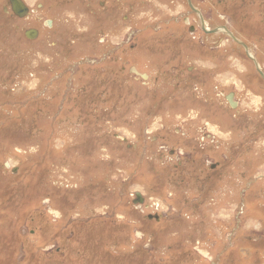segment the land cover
Wrapping results in <instances>:
<instances>
[{"label": "rangeland", "instance_id": "obj_1", "mask_svg": "<svg viewBox=\"0 0 264 264\" xmlns=\"http://www.w3.org/2000/svg\"><path fill=\"white\" fill-rule=\"evenodd\" d=\"M23 1L0 0V264H264L244 49L183 0ZM195 6L264 74V0Z\"/></svg>", "mask_w": 264, "mask_h": 264}, {"label": "flooded vegetation", "instance_id": "obj_2", "mask_svg": "<svg viewBox=\"0 0 264 264\" xmlns=\"http://www.w3.org/2000/svg\"><path fill=\"white\" fill-rule=\"evenodd\" d=\"M20 1H22V3L25 5V3H24L23 0H20ZM83 1L86 3V7H87V8L90 6V4H92V3H93V4H94V3H97L98 6L103 7L104 9H106V0H83ZM116 1H118V0H114V3H115ZM122 1L125 2L124 0H122ZM183 2H184V4H185V6L187 7L188 11H189L191 14H193L194 16L197 17V19H198V23H199V28H200L201 31H203V32L206 33L205 35H210V34H212V36H214V35L220 34V35H222L223 37L228 38V36L225 35V34H227V33H225V32H217V31H216L217 28H215V29H213V30L210 29V30L208 31V28L206 27V19H205L204 15H203V10H200L198 7L195 6V0H183ZM2 8H3V11H4L5 13H7V14H11L12 16H14V14H13V12H12V10H11L10 4L8 3V0H7V5H6V6H3ZM28 13H29V12H28ZM23 19H24V18H23ZM186 22H187V23H186ZM48 23H50V21H49V22L47 21V24H48ZM182 23L187 25V24H189V20H187V18H183V19H182ZM202 28H204V30H203ZM220 28H222V27H220ZM224 28L228 31V29H227L226 27H224ZM194 30H195V29L193 28V26L190 27V29H189V31L191 32V34L194 32ZM229 33L233 35L232 31H229ZM180 34H181V33H178L177 35L180 36ZM233 36H234V35H233ZM173 37H174V36H173ZM234 37H235V36H234Z\"/></svg>", "mask_w": 264, "mask_h": 264}, {"label": "water", "instance_id": "obj_3", "mask_svg": "<svg viewBox=\"0 0 264 264\" xmlns=\"http://www.w3.org/2000/svg\"><path fill=\"white\" fill-rule=\"evenodd\" d=\"M8 2L10 4L12 12L18 18H25V16L28 14V9L22 3V1H20V0H8ZM216 31L217 32H225V33H227V35L230 37V39L232 41L236 42L238 45H240L244 49L246 55L252 60L254 66H255V69H256L257 73L259 74L260 78L262 80H264V76H263L262 72L258 69V67L256 66L255 61L248 55L247 47L243 43L238 42L237 40H235L234 37L224 27L217 28ZM37 36H38V32L36 30L30 29V30H27V31L24 32V37L26 39H28V40H34V39L37 38ZM143 77H145V76H143ZM232 98H233V95L229 94L228 96H226V99H225L231 109L235 108V106H236V104L233 103ZM5 165L7 166V164H5ZM136 198H137L136 202H140V203L142 202L141 199H140L139 194H136ZM148 219L151 220L153 218L151 216H149ZM154 219L157 220L158 217H154Z\"/></svg>", "mask_w": 264, "mask_h": 264}, {"label": "bare ground", "instance_id": "obj_4", "mask_svg": "<svg viewBox=\"0 0 264 264\" xmlns=\"http://www.w3.org/2000/svg\"><path fill=\"white\" fill-rule=\"evenodd\" d=\"M203 30H204V28H203ZM209 31V30H208ZM225 35H227V34H225ZM232 35V34H231ZM234 35V34H233ZM232 35V36H233ZM228 36V35H227ZM234 37V36H233ZM228 38H230L229 36H228ZM234 39L235 40H237L238 41V38H236V36L234 37ZM239 42V41H238ZM242 43V42H241ZM247 50H249V48L247 47ZM248 52V51H247ZM249 54H250V56L252 57L253 55H251V53H250V50H249ZM254 57V56H253ZM254 61L256 60V59H254V58H252ZM256 62H257V60H256ZM256 62H255V64H256ZM259 63L257 62V64H256V66L258 67V69L260 70V68H259ZM263 74V73H262ZM263 76H264V74H263Z\"/></svg>", "mask_w": 264, "mask_h": 264}]
</instances>
